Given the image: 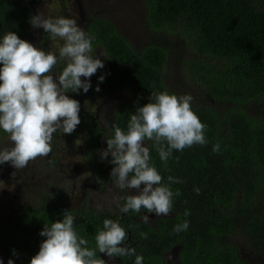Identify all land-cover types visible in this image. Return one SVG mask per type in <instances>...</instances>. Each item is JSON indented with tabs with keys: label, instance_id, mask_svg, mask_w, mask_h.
<instances>
[{
	"label": "trees",
	"instance_id": "obj_1",
	"mask_svg": "<svg viewBox=\"0 0 264 264\" xmlns=\"http://www.w3.org/2000/svg\"><path fill=\"white\" fill-rule=\"evenodd\" d=\"M143 2L149 33L170 35V39L164 42L150 36V41L135 48L112 21L95 17L83 25L94 37L93 49L104 52V68L90 78L92 87L87 93L72 96L76 100L93 99L98 92L128 96L111 113L109 125H101L90 110L82 115L87 163L102 180L107 179L113 167L111 156L100 162L98 155L106 149L114 127L127 131L136 108L154 102L152 94L164 90L193 97L192 110L207 125L208 142L173 150L165 164L152 141H145L162 182L167 184L169 176L183 182L170 185L180 195L174 196L172 211L155 226L127 217L120 223L129 231L135 249V255H126L121 264H135L136 255L143 257V264H164V255L172 248L180 264H247L239 258L233 238L247 239L264 258V0ZM32 16L27 0H0V39L13 31L27 40ZM39 44L45 52L51 51L49 33L42 28ZM186 50L188 57L180 62ZM64 66L61 62L54 71L59 73ZM101 75L105 79L97 92ZM170 80L178 82L173 86ZM217 143L220 151L213 152ZM43 197L5 213L0 247L14 264H29L44 239L39 232L44 225L62 219L66 210L76 217L74 227L90 248H95L103 221L110 219ZM186 210L190 215H184ZM185 220L188 229L174 232V226Z\"/></svg>",
	"mask_w": 264,
	"mask_h": 264
},
{
	"label": "clouds",
	"instance_id": "obj_2",
	"mask_svg": "<svg viewBox=\"0 0 264 264\" xmlns=\"http://www.w3.org/2000/svg\"><path fill=\"white\" fill-rule=\"evenodd\" d=\"M30 24L63 43L57 54L37 48L13 31L0 39V130L12 142L11 147H0V164L9 163L14 169H23L37 157L47 156L52 151L53 134L58 130L68 135L75 131L81 122V105L68 93H87L92 87L90 78L104 68L103 61L93 55L94 37L76 19L45 18L37 12L30 17ZM61 62L65 66L56 73L54 69ZM104 79L103 75L98 77L95 91H100L99 83ZM151 99L154 102L137 107L130 115L127 131L114 127V135L106 140L107 147L100 156H111L110 177L116 187L122 191L136 190L134 195L114 197L123 200L120 212L141 213L144 209L161 217L172 211L173 198L180 195L170 185L183 181L169 176L167 184L162 182V175L150 162V149L145 141H152L160 160L167 164L173 150L206 145L207 125L192 110L190 94L177 96L164 90L153 93ZM212 150L219 152V143ZM194 191L199 194L200 189ZM184 215H190V211L186 210ZM141 219L151 223L148 215H141ZM75 220L66 210L62 219L44 225L39 232L44 239L29 264H108L98 253L110 259L135 255V249L126 246L127 232L118 221L105 219L103 229L96 233L95 248H90L89 241L78 235ZM188 227L185 220L176 224L173 231L179 233ZM13 255H17L15 250ZM7 264H14L13 259ZM135 264H143V257L136 255Z\"/></svg>",
	"mask_w": 264,
	"mask_h": 264
},
{
	"label": "rangeland",
	"instance_id": "obj_3",
	"mask_svg": "<svg viewBox=\"0 0 264 264\" xmlns=\"http://www.w3.org/2000/svg\"><path fill=\"white\" fill-rule=\"evenodd\" d=\"M27 2L32 7L34 15L39 12L45 18H73L81 28H84V23L90 18L101 17L112 21L119 34L135 48H140L150 41L148 40L150 36L161 37L159 39L164 42L170 39V35L160 36L161 34L149 33L145 25L143 0H27ZM38 29L34 28L29 40L36 47ZM62 43L59 38L53 39L49 34V47L52 52L58 54ZM93 55L99 59L104 58L101 49H93ZM187 57L186 50L180 57V62ZM178 65L180 69L183 68L180 63ZM177 82L170 80L173 86ZM94 95L93 99L85 97L77 99L81 105L79 118L81 121L82 115L90 110L103 126L112 122L108 121L113 111L110 109L115 108L128 97L127 94L105 96L99 92ZM80 124L71 135L63 134L62 130L55 132L51 144L52 151L45 157H37L30 161L27 167L14 169L9 163L0 164V235H2L6 211L23 204H35L44 198L43 195L52 197L64 207L87 206L97 213L113 212L118 206V200L114 197H121L127 190L122 191L116 187L110 174L107 179L102 180L91 170L85 157V137ZM11 145L9 135L0 133V147H11ZM98 158L100 162L104 160L100 153ZM67 181H70V184ZM128 191L136 194L135 189ZM152 216L155 214L153 213ZM10 257L7 256L6 261ZM6 261L3 263L7 264Z\"/></svg>",
	"mask_w": 264,
	"mask_h": 264
},
{
	"label": "flooded vegetation",
	"instance_id": "obj_4",
	"mask_svg": "<svg viewBox=\"0 0 264 264\" xmlns=\"http://www.w3.org/2000/svg\"><path fill=\"white\" fill-rule=\"evenodd\" d=\"M90 19H88V20H90ZM38 31H39V34H40L41 28H39ZM33 33H34V28H32V30L30 32V35H29V37H28V39L26 41L29 42L30 37H32ZM39 34H38V37L35 40L36 45H37L38 48H40ZM68 95L70 96V98L74 99V97L72 96L71 93H68ZM115 108H111L110 110L112 111V109L114 110ZM129 194H131V192L126 191V192H124V194L121 195V197H125V196H127ZM122 204H123V200L119 199L118 200V206H116L114 208L115 210L113 212L104 211V212H98V213L103 214V215H107L108 217L110 216V219H112L114 221H118L119 224L120 223L124 224L126 222L125 217H127V218H131V219L135 220L136 222H142V223L148 224L150 226H155L156 222L160 218L166 217V216H161V217L152 216L153 213L144 212L145 211L144 209L141 210V213H136L134 211H129L127 213H121L120 210H119V206H121ZM84 207L88 211H95V210L89 209L87 206H75V208H81V209L84 208ZM141 215H148L150 220H151V223L143 222V220L141 219ZM126 232H127V236H128V240L126 242V246L131 248V245H130V233H129V231H126ZM233 241H234V245L237 248L239 258H241L244 262H246L247 264H259V263L260 264L261 263L264 264V258L262 256H260L254 250V248L250 245V242L247 239L233 238ZM9 255L10 254H8L4 249H1V247H0V260H2L3 262L6 261L7 256H9ZM99 255L102 257V259H105L108 262V264H121L123 262V257L126 256L125 255V256H120V257L114 258V259H110L109 257H107L103 253H99ZM10 259H12V258L10 257ZM6 262H8V261H6ZM164 264H180V262L177 259V250H176V248L170 249L164 255Z\"/></svg>",
	"mask_w": 264,
	"mask_h": 264
}]
</instances>
